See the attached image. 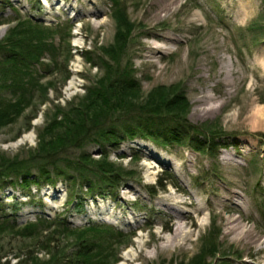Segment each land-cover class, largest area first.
<instances>
[{"label": "rangeland", "instance_id": "obj_1", "mask_svg": "<svg viewBox=\"0 0 264 264\" xmlns=\"http://www.w3.org/2000/svg\"><path fill=\"white\" fill-rule=\"evenodd\" d=\"M12 43L20 48L15 63L1 67ZM96 92H113L114 111L131 107L129 115L138 105L169 102L165 110L217 145L63 141L60 115L87 102L95 107L89 96ZM204 94L212 99L197 101ZM263 106L264 0H0V162L41 163L43 146L61 147V166L82 151L95 159L108 151L127 177L77 193L65 180L0 181V220L21 226L0 227L1 263L15 264L17 255L23 264L75 259L81 241L102 237L89 229L97 223L122 235L103 233L106 248L86 264H118L123 252L137 254L136 239L149 241L145 256L122 264H264V243L233 240L224 229L226 217L236 216L264 239V120L253 116ZM45 218L54 224L22 227ZM172 220L189 238L161 250Z\"/></svg>", "mask_w": 264, "mask_h": 264}, {"label": "trees", "instance_id": "obj_2", "mask_svg": "<svg viewBox=\"0 0 264 264\" xmlns=\"http://www.w3.org/2000/svg\"><path fill=\"white\" fill-rule=\"evenodd\" d=\"M13 36L14 34L11 32L10 38ZM20 40L24 41L25 38L21 37ZM11 41H14L13 38ZM9 46L13 47L12 49H7L9 55L3 60L1 67H3L7 61L10 62L9 65L14 64L15 62L13 63V60L16 54H19L18 49L20 48H17L18 46L16 43H12ZM22 48L24 50L27 49L26 47ZM96 94L97 92L92 93L93 96H89L95 101V107H90L89 102H87L83 106L81 105L78 108L79 110L76 108L71 109V112L68 113L69 115L67 113L60 115L59 126H61V133L59 136L63 141L66 139H74L79 142V139L84 136V138H90L104 146L107 144L117 145L125 139L140 137L154 141L163 146L173 143H189L198 151H206V148L210 150L217 145L214 136H206L202 129L192 125L185 116L170 110H165V106L169 102L158 103L156 105L152 104L149 106L138 105L140 112L135 115H129V111L133 109L131 107L126 109V111H114L118 99L113 97V92L109 93L107 97ZM101 117H103L102 121H100ZM51 135L53 136L49 137L50 140L57 138L54 134ZM59 147L56 145L51 148H46L45 146L41 147V152L39 154L45 155L46 159L41 163L32 162L29 165H24L16 160H2L0 162V181H5L4 183L6 184L29 187L32 184H54L57 183L58 180H65L71 187L73 186L72 190L77 188L74 192L77 193L79 191L78 189H82L84 186L87 190L94 191L100 190L101 188L105 189L109 186H117L121 183V180L127 179V177L121 173L123 168L117 166L116 163L104 156L107 155L108 151H102L101 154H103V156L99 159H95L91 157V154L82 151L77 157L70 159V161H61L60 163L63 165L61 166L57 162L59 159L57 158V153L61 148ZM46 220H48V218L38 220L36 223L26 222L22 227L28 229L30 225L54 224L53 221L45 223ZM91 224H93V228L90 227L89 229H94L98 233L101 232L100 235L104 238L101 237L94 241H81L79 249L76 250L74 254L75 259L68 258L67 260L61 261L53 258L51 264H86V262L84 263L85 259H95L100 255L101 249L106 248V237L108 235H122V231L113 226L107 224H98L100 226H95L97 223ZM1 226H8L6 228L11 229H13V227L16 229L21 228L16 220H0V227ZM62 227L63 229H67V226L64 224ZM45 232L48 233L49 231ZM103 233L107 236H103ZM48 242L51 243L50 240H48ZM16 257L18 259L15 264H23L24 260H21V255H17ZM80 257H82L81 260ZM1 259L2 257H0V264H2ZM94 262L95 261H89L88 264H94Z\"/></svg>", "mask_w": 264, "mask_h": 264}, {"label": "bare ground", "instance_id": "obj_3", "mask_svg": "<svg viewBox=\"0 0 264 264\" xmlns=\"http://www.w3.org/2000/svg\"><path fill=\"white\" fill-rule=\"evenodd\" d=\"M54 2H55V0H54ZM57 2L58 1H56V3ZM49 7L53 8V5H50ZM211 99H212L211 95L204 94V95L199 96L197 98V101L208 102ZM253 116L256 119L263 121L264 120V106L261 107L259 110H257V112H255L253 114ZM169 225H172V226L174 225V230L172 232V235L167 237L166 243L160 244L161 250L168 249L170 247V245H173L180 240L187 241L189 238V234H187L185 232V230L183 229L184 225L180 220H178V221L172 220V221H170ZM224 229H225L226 234L231 236V239H233V240H237L239 242H244L246 244H250L251 246H256V247L260 246V243L261 244L264 243V239L258 238L250 228H246L245 225L242 223L241 218H239V217L231 216V215L226 217ZM157 233H158L159 239L164 238V235L163 236L160 235L159 231ZM220 235H221V231H220ZM148 243H149L148 240L140 241V240L136 239V244H134V248L138 251L137 254L130 253L129 251H125L122 253V260L132 262L139 257L145 256V253L143 251V246L147 245ZM116 257L120 258L121 256L116 255ZM193 258H194V256L193 257H187L186 259L189 260L188 262H192ZM181 259L178 260L177 264L181 263V261H182ZM121 261L118 262V264H122Z\"/></svg>", "mask_w": 264, "mask_h": 264}]
</instances>
